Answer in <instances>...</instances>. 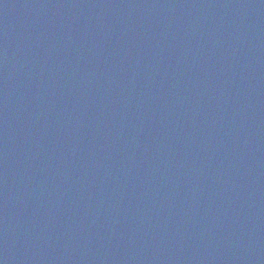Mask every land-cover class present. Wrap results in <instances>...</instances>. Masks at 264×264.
Wrapping results in <instances>:
<instances>
[{
  "label": "water",
  "instance_id": "1",
  "mask_svg": "<svg viewBox=\"0 0 264 264\" xmlns=\"http://www.w3.org/2000/svg\"><path fill=\"white\" fill-rule=\"evenodd\" d=\"M0 264H264V0H0Z\"/></svg>",
  "mask_w": 264,
  "mask_h": 264
}]
</instances>
